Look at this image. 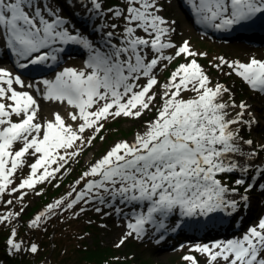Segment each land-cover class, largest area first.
Listing matches in <instances>:
<instances>
[{
    "label": "snow or ice",
    "instance_id": "obj_1",
    "mask_svg": "<svg viewBox=\"0 0 264 264\" xmlns=\"http://www.w3.org/2000/svg\"><path fill=\"white\" fill-rule=\"evenodd\" d=\"M90 2L91 10L99 14L100 0ZM125 3L124 9H108L123 23L101 25V30H112L103 34L104 43L97 47L79 31H69L68 21L58 7H53L51 0H0V39L17 58L20 69L56 61L53 53L64 49L55 45L75 44L89 51L83 70L64 68L54 80L43 81L45 99L67 101L77 109L70 114L74 122L80 121L75 128L66 125L59 113L54 120L44 124L37 122V100L29 92L14 87L32 85H25L19 75L0 67V197L13 184L11 177L25 165L27 155L35 157V161L29 166L30 174L18 187L11 188L13 193L31 190L37 184L55 179L56 173L78 157L86 144H92L109 119H139L156 108L155 118L146 122L145 130L137 132L132 142L115 143L83 173L81 179H91L80 191L73 189L76 195L66 207H62L65 199H58L30 222V227L39 228L49 213L55 214L56 209H72L80 201L104 203L109 198L126 205L146 204V212H133L134 222L129 221V231L118 247L134 234L142 238L147 231L146 225L156 224L157 216L167 217L177 210L183 217L238 211L240 202L247 203L249 196L242 195L240 201L231 198L229 193H238L239 187L229 188L221 176L247 173L254 167L241 164L235 159L237 155L246 160L258 156L255 149L244 153L241 142L251 146L254 141L245 140L240 131L233 128V125L251 127L258 123L250 111L252 106L243 101L237 105L234 99L230 103L223 100L225 94L231 97L230 88L223 83L211 86V78L195 58L207 54L193 51L187 40L179 46L172 41L175 21L160 15L159 0H125ZM187 3L198 23L218 30H229L264 15V0H187ZM118 28L120 31L116 32ZM113 40L118 42L113 43ZM171 49H175V53L166 54V50ZM181 55L191 59L171 72L163 85L161 103L156 107L157 93L153 89L159 81L155 70L162 62H171ZM163 66L166 68L167 64ZM225 66L230 70L226 75L234 73L252 90L264 94V60L253 56L248 62H241L218 57L213 65L221 71ZM142 79L146 81L144 84L140 83ZM185 91L195 95L185 99L182 95ZM230 108L240 111L230 118ZM246 113L247 120L244 119ZM14 115L20 118L18 122L13 121ZM86 131H91L92 135L85 137ZM18 142L22 147L13 151ZM260 150L264 151V144L260 145ZM255 171L264 177V167L255 166ZM245 183L243 178L235 180L237 186ZM254 187L249 183L245 193ZM260 187L264 189V185ZM26 194L21 192L20 198ZM68 196L72 197V192ZM19 215V212L2 214L0 224L11 222ZM163 226L161 221L160 227ZM16 236L13 228L7 241L12 254L25 250ZM193 250L203 254L207 264H220L221 261L223 264H264V218L242 237L211 245L196 244ZM26 251L35 254L38 246L31 244ZM183 259L199 264L193 255H185Z\"/></svg>",
    "mask_w": 264,
    "mask_h": 264
},
{
    "label": "rangeland",
    "instance_id": "obj_2",
    "mask_svg": "<svg viewBox=\"0 0 264 264\" xmlns=\"http://www.w3.org/2000/svg\"><path fill=\"white\" fill-rule=\"evenodd\" d=\"M88 2L90 6V0ZM100 3L102 5L100 10L102 14L97 17L96 22L105 19L106 25L112 23L122 25L123 21L115 18L112 13L108 12V9L116 7H120L121 9L126 8L127 5L125 0H100ZM159 4L162 7L160 15L169 21H175L173 25L175 31L171 35L172 41L179 46L183 41L187 40L193 51L197 53H206L207 55H198L195 58L211 78V86H214L216 83H223L230 88L231 97L225 94L223 100L230 103L231 99H234L237 105L243 101L253 106L252 113L255 115L257 121L263 124V96L252 90L250 86L234 73L232 75H226L225 73L230 71L226 66L223 71H221L213 67V65L218 62V57H224L228 61L240 60L241 62H248L253 56L257 59L264 60V54L261 52L264 50V46L256 47L254 44L247 46L240 42H220L204 36L202 38L200 36L201 34L196 32L192 24L186 19L185 13L182 7H180L178 0H159ZM58 8L61 10L60 14L63 15V10L60 7ZM90 8H92V5ZM93 13L95 16L98 14L96 11L90 10L89 16L93 17ZM66 27L69 28V31H77L73 28L74 25H68ZM110 30L112 29L107 28L105 32ZM82 31L86 32L87 29L84 28ZM115 31L119 32L120 28ZM80 34L88 35V32H80ZM76 47L80 48V54L69 57L65 62L64 68L72 67L78 70H83L85 68L84 61L87 52H83V47L75 44L70 47V50ZM252 50L257 53L252 56L248 55ZM174 53L175 49L166 50V54ZM190 59L191 57L181 55L171 62H162L155 70V75L159 81L153 89V91L157 93V99L155 101L156 107H159L161 103L160 95L163 92V85L168 82L171 72L174 71L179 64L186 63ZM164 64H167L166 68L163 66ZM145 82L144 79L140 81L141 84ZM39 92L42 91L39 89ZM182 95L183 98L188 99L193 97L195 93L185 91ZM5 102L7 103V101ZM154 109L156 108L154 107L152 110ZM238 109L239 108H230L228 110L230 118L233 117V114L237 113ZM261 109L263 110L262 112H260ZM12 119L13 121H17L19 117L14 115ZM130 119H132V121L134 120L133 118L120 117L114 120L109 119L104 122V129L96 136L92 144H86L84 150L78 157L72 159L64 169L56 173L55 179H51L50 182L45 181L44 183L37 184L34 189H24L13 193L11 192V188L18 187L20 182L30 174L29 166L35 161V157L32 155H27L25 157V165L19 168L13 177H11L13 179V184L10 185L9 189L0 197V215L8 212L20 213L19 217H14L11 222L0 224V264H190V262L183 259L185 255H193L199 261V264H207L206 257L194 251L193 248H190L188 245L189 241H194L196 244L201 245H211L214 242H208V240L212 238L217 237L220 239L227 236H229V238H236L238 234H235V232H240L241 230L246 232L251 224L258 225L261 216L264 214V207H261V203H264V189L260 187V185H264V177L261 181L256 180V176H259V174L254 170L247 184L243 186L235 185V180L239 179L240 172L221 176L229 188L239 187L238 193H229L231 198L240 201V197L247 194L249 198L253 199L255 205L260 207L257 208L254 216H251L243 226L235 223V229H237V231H225L213 234L215 230H219V223L224 222L216 220L214 222H205V224L211 223V226L204 228L206 232H203V235H199L198 233L194 234L192 229L195 227L197 228V219H195L193 220L192 227L183 223L181 235H173L169 239V244L157 243V239L162 236V233L151 240L148 239V236L136 238L134 234L132 237H129L123 245L118 247L117 245L121 238L129 231L127 227L129 221L134 222L132 212H146L147 205H112L111 203L109 204V198H106L104 203H101L99 200L91 201L88 204L80 201L72 209L66 211L56 209L54 210L55 214H48L39 228L30 227L31 220L40 212L45 211L48 204L63 198L65 199V206L62 207H66V203L75 197L76 192L84 188L88 179H91V177L81 179L83 173L88 171L91 165L105 155L115 143L122 140L128 142L133 141H129V139H131L132 135L135 133V128L126 130V127H124L125 123L132 122ZM46 121L44 117L37 118V122L41 124H44ZM119 126L122 128H118ZM233 128L238 129L240 135L248 130L252 131L254 133L253 137L257 139L259 136V138L264 140V129L262 130L261 124L260 126L257 124L251 127L238 124L233 125ZM91 135V131L85 132V137ZM101 136H103L104 139H100ZM248 139L255 140L252 137H248ZM20 147H22V144L20 142L16 143L13 147V151L18 150ZM250 149H255L257 152L264 155V151H261L256 145H251ZM94 150L95 159L88 164L86 161L92 156ZM56 166L57 165H52L51 167ZM78 180L80 181L79 184H77ZM249 183L256 187L250 192L245 193V188ZM74 188L76 192H73ZM21 192L27 193L24 195L23 199L20 198ZM69 192H72V197L68 196ZM8 200H12L13 203L7 204L6 202ZM242 202L243 201L240 203ZM81 208L84 209L83 212H81ZM97 208H99L100 211H97ZM199 218L203 219V216H199ZM177 221L178 218L175 215H168L167 222L169 226H165L166 229L172 230ZM157 224L158 223L147 225L149 234L152 229H155ZM13 228L17 231L15 239L17 242L22 243V248L25 249L16 254L9 252V245L7 244ZM31 244H36L38 246L37 253L33 254L26 251ZM220 264H223V261H221Z\"/></svg>",
    "mask_w": 264,
    "mask_h": 264
},
{
    "label": "bare ground",
    "instance_id": "obj_3",
    "mask_svg": "<svg viewBox=\"0 0 264 264\" xmlns=\"http://www.w3.org/2000/svg\"><path fill=\"white\" fill-rule=\"evenodd\" d=\"M89 1V0H88ZM87 0H51V3L53 5V7H60L63 10V17L68 21V23L66 24V26L68 25H74L73 28H75L77 31H80L81 33H87L88 35H83L86 38L90 39L93 41L94 45L97 47H100L104 41L101 39V37L103 36L105 32V30L107 28H103L101 30V25H106V20L102 19L96 22L97 17L100 16L102 13L100 12L99 14L96 15V17H90L89 16V12L92 8H90L89 6V2ZM86 28L87 31L83 32L82 30ZM202 36V35H200ZM203 38V36H202ZM214 39V38H213ZM215 40V39H214ZM3 40L0 39V60L6 59L7 57V53L6 51L3 50L2 48V44H3ZM117 40H113V43H117ZM241 43V42H240ZM69 46V45H68ZM44 51H51V49H45ZM264 54V50L261 51ZM257 52L252 50L251 52L248 53V55L252 56L255 55ZM249 56V57H250ZM151 57V55H150ZM149 57V58H150ZM86 65V64H85ZM10 69V68H9ZM64 68H61L57 73H55L52 76V80L55 79V76L62 71ZM11 71V69H10ZM25 85H32L31 87H23L21 88L18 85H14V87L17 88L18 91H27L29 92L38 102L39 104V111L37 113V118H45L47 121L48 120H54L55 118V114L59 113L61 115V117L65 120L66 125L67 124H71L74 128L77 126V124L80 121H73L71 119V115L70 114H74L77 112V109H75L73 106L68 105L67 103H65V101L59 102V101H55V100H47L44 98V93L46 90V86H42L40 87V89L42 90V92H37V85H35L34 81L32 79H29L28 81H24ZM36 94V95H35ZM38 95V96H37ZM253 106L251 107V112H252ZM240 109H238L237 112H239ZM263 110L261 109L260 112H262ZM156 115V109L152 110V111H148L145 112V114L139 118V119H134L132 121V119H130V123H125L124 127H126V130H130L132 128H135V133L132 135V138L129 139V141L133 140L134 136L136 135L137 132H143L145 130L146 127V122L149 120H152L155 118ZM236 114H233L232 116L234 117ZM245 120L249 119V116L247 115V113L245 114L244 117ZM259 126L261 124V128L262 130L264 129V123L262 124L261 122L258 121ZM255 124V126L257 125ZM118 128H122L121 126H119ZM242 137H244V139H248V137H252L254 138V146L256 145L258 148H260L259 145L264 143V140L262 138H258L256 139L254 136V133L252 131H246L243 132L241 134ZM241 147L242 150L244 151V153H249L252 150L250 149L249 145L244 144L243 142H241ZM95 159V150L92 153V156L89 157L87 159V163H91L93 160ZM99 159V158H97ZM96 159V160H97ZM235 159H237L241 164L247 163L249 165H253L254 167L247 173H239L240 177L239 178H243L245 179V185L247 184L250 175L252 174V172L255 170V166L257 165H264V155H262L261 153L258 152V156L255 157L254 159L251 160H246L245 157H241L239 155H237L235 157ZM95 162V161H94ZM256 180L261 181L263 180V177L256 176ZM109 202V201H108ZM112 205H122V203H120L119 200L116 201H112L110 199L109 204ZM143 206L141 204H129V206ZM261 207H264V203H261ZM258 207L257 205H255V202L253 201L252 198H249V200L247 201V203H240V208L238 211L234 212V213H229V212H216L213 214H210V221L214 222L216 220H221L224 221L221 224H219V231L215 230L213 234H218L221 232H225V231H237L236 225L235 223H238V225L243 226L245 224V222L251 217L254 216V214L256 213ZM169 215H175L178 219L182 220L183 223H185L186 225H188L189 227H192L193 225V220L197 219L196 224H197V228H193L192 230L194 231V234L198 233L199 235H203V232H206L204 230L205 227H209L211 226L210 224H205L204 220L200 219L199 216L196 217H183L180 215L179 211H175ZM237 217V218H236ZM163 222L164 226H169L167 219L164 217H160L157 216V223ZM243 232V230H241L240 232H235V234L237 233L238 235H241ZM160 234L159 231H157V229H152L150 231V234H148V239L151 240L154 237L158 236ZM227 238H229V236L225 237V238H218L219 241H225ZM218 240H208V242H215ZM195 242L194 241H189L188 245L190 246V248H194L195 246Z\"/></svg>",
    "mask_w": 264,
    "mask_h": 264
},
{
    "label": "trees",
    "instance_id": "obj_4",
    "mask_svg": "<svg viewBox=\"0 0 264 264\" xmlns=\"http://www.w3.org/2000/svg\"><path fill=\"white\" fill-rule=\"evenodd\" d=\"M26 264H28V263H26Z\"/></svg>",
    "mask_w": 264,
    "mask_h": 264
}]
</instances>
